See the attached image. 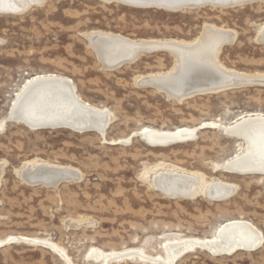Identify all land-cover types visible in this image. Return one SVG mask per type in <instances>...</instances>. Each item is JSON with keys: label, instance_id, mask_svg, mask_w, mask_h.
I'll use <instances>...</instances> for the list:
<instances>
[{"label": "rangeland", "instance_id": "obj_1", "mask_svg": "<svg viewBox=\"0 0 264 264\" xmlns=\"http://www.w3.org/2000/svg\"><path fill=\"white\" fill-rule=\"evenodd\" d=\"M207 24L236 33L221 48V64L264 73V42L257 35L264 26L261 2L174 12L108 0H43L22 12L0 14V124L27 83L45 74L69 78L84 102L110 116L106 134L32 129L6 120L0 130V241H31L0 247V264H166L154 258L166 257L169 241L211 237L222 223L240 218L261 230L260 247L213 255L196 246L173 264H264V176L225 167L245 149L225 126L264 113V84L177 101L136 83L138 75L172 69L170 51L144 53L111 70L85 35L105 31L134 40L192 41ZM209 121L216 125L168 146L149 145L137 135L140 129H194ZM29 162L75 167L81 178L56 187L30 185L19 174ZM165 170L192 172L203 186L227 181L236 191L221 201L203 192L169 197L152 183ZM93 250L139 252L104 262L89 255Z\"/></svg>", "mask_w": 264, "mask_h": 264}, {"label": "bare ground", "instance_id": "obj_2", "mask_svg": "<svg viewBox=\"0 0 264 264\" xmlns=\"http://www.w3.org/2000/svg\"><path fill=\"white\" fill-rule=\"evenodd\" d=\"M108 1L130 2L132 3L131 6L138 7L133 5L134 0ZM211 1L216 4L214 6L221 8L238 6L235 0ZM236 1L239 2V0ZM253 2L264 3V0L240 1L239 5ZM34 3H43V0H0V14L22 12ZM223 3L225 5H218ZM145 6L143 5V7ZM85 35L102 65L111 70L120 68L122 65L119 63L125 58L132 59L134 62L144 53H153V51L148 50L152 46L166 47L175 57L174 67L169 71L138 75L136 83L152 86L164 93L166 97L177 101H183L188 97L202 93L217 92L256 83L264 84V73L262 72L247 73L227 68L219 62L221 48L224 44L234 41L236 33L214 24L205 25L201 35L192 41L150 38L134 40L105 31L89 32ZM257 35L258 40L264 42V26ZM8 114L13 116L16 121L32 129H57L49 126L62 124L63 126L59 128H68L77 132L97 131L99 134L100 132L106 134L110 121L107 110H98L84 102L78 96L73 82L59 74L40 75L29 81L18 94ZM5 120L6 118L0 124V130L6 124ZM208 125L215 126L216 123L209 121L206 124L196 125L194 129L148 128L138 131L141 132L140 137L149 145L168 146L175 142L192 140L197 136L198 130L203 126L209 128ZM225 129L234 137L240 138L242 144L245 145L243 153L239 152L241 154L228 159L225 162V167L229 171L241 174L253 173L264 176V113H251L241 116L226 125ZM130 137L131 135L129 139ZM3 171L4 163L0 162V179ZM19 174L21 179L30 185L47 187H56L62 180L63 183L81 178V173L75 167L47 162H29L23 169L19 170ZM152 183L169 197H192L203 192L206 197L221 201L236 191V186L233 183L213 180L203 186L199 178L192 172L175 170L157 173L152 178ZM262 238L261 230L253 222L242 218L231 219L219 225L211 237H190L169 241L164 248L166 249V257L159 255L154 259L161 258L166 264H173L178 255L192 251L196 246L213 255H229L241 250L250 251L260 247ZM5 240H1L0 245ZM3 246L6 245L0 247ZM133 252L139 251H121L117 252L120 254L113 255L114 252L103 253L93 250L89 255L97 260L104 259L103 261L106 262L112 258L131 255Z\"/></svg>", "mask_w": 264, "mask_h": 264}, {"label": "water", "instance_id": "obj_3", "mask_svg": "<svg viewBox=\"0 0 264 264\" xmlns=\"http://www.w3.org/2000/svg\"><path fill=\"white\" fill-rule=\"evenodd\" d=\"M136 1H140V2H136ZM240 1H247V0H239V2L235 0V3H237L239 5ZM127 3H129L128 5L132 4L130 2H127ZM127 3H124V4H127ZM133 3H134L133 5H136L138 7H143V5H146L145 8H160V9H165V10L174 11V12H177V11H180V10H184V9H195V8H200V7H204V6H214V5H216L211 0H134ZM243 3H245V2H243ZM218 5H220V6L221 5H225V3L218 4ZM163 49H167V48L163 47V46H156V47L152 46V47L148 48V50H150V51L163 50ZM168 51H170V50H168ZM128 62H132V59H126L125 58V59L121 60V62L119 64L124 65V64H126ZM6 120L7 121H9V120L16 121V119L13 116H10L9 114H8V117L6 118ZM61 126H63V125L62 124H57L55 126H49V127H51V128H54V127L55 128H59ZM203 128H204V126H203ZM90 130H92V129H90ZM100 133L102 134V132H100ZM140 133L141 132H139L137 135H141ZM135 136L136 135L133 134L132 135V139ZM117 143H120V141L117 142ZM62 181L60 182V184L62 183ZM40 183L42 184V182H40ZM17 241L18 242L19 241L23 242V241H26V240L25 239L8 238L5 241H3L1 243V245L15 244Z\"/></svg>", "mask_w": 264, "mask_h": 264}]
</instances>
